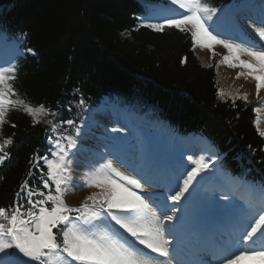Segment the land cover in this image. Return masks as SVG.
I'll return each mask as SVG.
<instances>
[{"label": "trees", "instance_id": "trees-1", "mask_svg": "<svg viewBox=\"0 0 264 264\" xmlns=\"http://www.w3.org/2000/svg\"><path fill=\"white\" fill-rule=\"evenodd\" d=\"M159 1L0 0V30L18 38L23 50L15 61L13 87L32 106L48 109L38 124L22 110H10L0 131V142L13 139L0 164V207L9 214L17 204L22 210L29 206L27 190L21 192L24 181L33 192L52 191L53 183L43 187L47 166L37 159L51 157L54 132L47 121L57 126L64 144L62 137L76 134L80 119L104 97L151 121L167 122L183 137L199 133L221 155L222 175L264 191V137L253 106L218 97V89L226 91L218 85L216 56L211 65L202 64L190 31L165 27L158 32L137 23L143 5ZM203 2L220 13L231 0ZM57 239L61 242L59 232Z\"/></svg>", "mask_w": 264, "mask_h": 264}, {"label": "snow or ice", "instance_id": "snow-or-ice-1", "mask_svg": "<svg viewBox=\"0 0 264 264\" xmlns=\"http://www.w3.org/2000/svg\"><path fill=\"white\" fill-rule=\"evenodd\" d=\"M171 3L183 10L176 14V18H166L161 23L146 26L158 32L165 27H174L181 32L190 31L194 47L199 45L212 50L213 45H222L228 53L223 56L222 62L231 68L247 69L246 72L237 73V78L243 76L255 80L256 95L259 97L264 88V50H260L255 41L237 43L233 39H222L216 28L208 23L218 10L203 0H171ZM255 34L259 41H264V28H256ZM27 51L32 53L33 49ZM242 54L250 59H241ZM15 71V64L0 67V131L7 123L10 110H22L32 118L34 124L40 123L41 117L48 114L43 104L34 107L20 97L12 83L16 79ZM217 95L225 99L223 90L218 89ZM227 95L233 101L248 99L247 94ZM65 123L71 125L73 121ZM47 124L51 126L52 132L56 131L57 126L52 120H48ZM258 132L264 137V131L258 129ZM62 139L67 140V145L62 144L60 138L55 140L57 151L51 153L54 159L37 157L47 166V178L42 177L43 187L48 189L50 183H54L55 195L51 191L47 195L33 192L28 189V182L24 181L21 192L27 190L28 208L22 210L24 206L17 204L9 214L7 209L0 207V264H181L176 258L172 239L167 238L172 235L169 225L177 218L176 207L171 208V215L164 214L161 218L149 203V199L155 202L154 195L147 193L146 199L145 195L137 191L144 188L140 180L116 168L111 161L102 164L83 181L85 186L99 189V192L85 197L79 207H69L64 202L66 189L61 186L68 183L64 173L68 171L66 165L71 163L66 160L69 154L67 150L76 148L77 144L73 136H63ZM49 142H53L51 135ZM12 143V137L0 142V164L8 158L9 153L5 149ZM188 160L194 166L187 170L182 182L177 178L176 187L179 190L167 196V200L174 205L179 204L190 192L200 174L214 164V160L204 156H189ZM34 195H40L42 199L33 201L31 197ZM49 202L51 208L46 206ZM157 207L161 212L169 210L166 204L158 203ZM247 214L254 222L240 229L235 239L236 250L233 252L220 245L214 252L220 264H239L245 259L258 260L264 264V200L259 209L249 208ZM102 218L109 223L99 228L97 225ZM111 222L156 255L146 254L135 243L125 239L111 227ZM58 232L61 242L57 239Z\"/></svg>", "mask_w": 264, "mask_h": 264}, {"label": "rangeland", "instance_id": "rangeland-1", "mask_svg": "<svg viewBox=\"0 0 264 264\" xmlns=\"http://www.w3.org/2000/svg\"><path fill=\"white\" fill-rule=\"evenodd\" d=\"M166 1L173 5L171 0ZM179 10L183 11L182 9ZM260 12L264 13L263 2L260 3V6H257L253 0L242 2L233 9V20L236 25V28L231 31L233 33L225 32L226 28L221 30L216 27V30L221 34L222 39H231L228 35L237 37L235 39L237 43L245 42L241 39V34H243L255 41L260 50H264V41H259L255 34L256 28H264V23H261L264 21V16ZM187 27L190 28V26ZM193 50L201 63L206 66L212 64L213 52L216 54L214 68L218 85L226 91V96L228 93L232 95L247 94V103L253 106L256 112V127L260 131H264V88L261 89L260 95L257 97L255 80L243 76L237 78V73L246 72L247 69L231 68L224 64L222 58L228 53L222 45L215 44L212 50L196 45L193 46ZM241 59L249 60L243 55H241ZM243 83L247 86L246 89L239 85ZM90 114L91 116H87L86 121H83V128L79 129L77 134L70 135L76 139L77 147L71 149L66 157V160L71 161V163L66 165L68 171L64 173L68 183L62 186L66 189L64 202L69 207H79L85 197L100 191L85 186L83 181L88 174L107 161H111L116 168L126 174L134 175L140 180L144 188L137 191H140L142 195L146 192L162 198L161 201L169 209L167 212L159 214L161 211L152 206L156 211H159L157 213L161 218L164 214L171 215L172 207L177 209L176 217L178 220L191 219L190 215L195 212L198 220L206 228H216L219 232L217 241L220 242V245H225L224 247L233 252L236 250L235 239L239 236L240 229L248 226L250 222H254L248 216L247 210L249 208L259 209L262 206L264 196L261 193L252 187H242L231 179L214 178L213 176L217 173L214 161L209 169L200 174L198 182L194 184L190 192L186 193L179 204L174 205L172 201L167 200V196L179 190L176 187L177 178L182 182L183 177L187 175V170H191V167L194 166L188 157L204 156L206 159L214 160V156L208 152L205 143L200 139H196V141L193 139L179 140L176 142L175 151H173L174 147L171 145L170 135L165 134L159 127L147 125L144 127V132L146 137H150V139L148 143L145 140L144 144L138 139L137 131L135 133L133 130L137 126L139 118L106 101H103L96 109L91 110ZM93 148L97 149L98 151H95L99 154ZM53 188H55V184ZM52 194L55 195L54 192ZM105 224H107V220L102 218L97 226L103 228ZM175 225L177 226L175 228H173L174 223L169 225L173 236H175L174 234H183L187 228V223L183 221ZM117 228L127 234L119 226ZM173 236L167 238L172 239ZM211 264H220V260H212ZM239 264H260V262L245 259Z\"/></svg>", "mask_w": 264, "mask_h": 264}, {"label": "bare ground", "instance_id": "bare-ground-1", "mask_svg": "<svg viewBox=\"0 0 264 264\" xmlns=\"http://www.w3.org/2000/svg\"><path fill=\"white\" fill-rule=\"evenodd\" d=\"M243 55V54H242ZM4 57V56H3ZM243 57H245V58H248V59H250L248 56H246V55H243ZM4 60L5 59H0V62H4ZM211 61H212V59H211ZM239 83H241V82H239ZM240 86H242L244 89H246L245 87H247V86H245V84L243 83V84H239ZM92 148V147H91ZM94 150H96V151H98L97 149H95V148H93ZM170 187V186H169ZM173 203V202H172ZM150 204H151V202H150ZM195 214V212L193 213V215ZM178 224H180L181 223V221H178L177 222ZM225 246V245H224ZM249 260V259H248Z\"/></svg>", "mask_w": 264, "mask_h": 264}]
</instances>
